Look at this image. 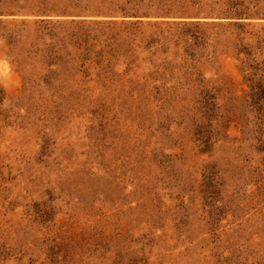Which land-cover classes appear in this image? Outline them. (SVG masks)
Instances as JSON below:
<instances>
[{
  "label": "rangeland",
  "instance_id": "1",
  "mask_svg": "<svg viewBox=\"0 0 264 264\" xmlns=\"http://www.w3.org/2000/svg\"><path fill=\"white\" fill-rule=\"evenodd\" d=\"M96 1L0 0L163 23L114 79L0 39V264H264V0Z\"/></svg>",
  "mask_w": 264,
  "mask_h": 264
},
{
  "label": "trees",
  "instance_id": "2",
  "mask_svg": "<svg viewBox=\"0 0 264 264\" xmlns=\"http://www.w3.org/2000/svg\"><path fill=\"white\" fill-rule=\"evenodd\" d=\"M111 4L109 1L98 0L93 10H96L99 6H109ZM112 5L114 7L116 6L114 3ZM48 12L50 15L43 16H52V11ZM5 15L7 17L17 16L16 14L10 13ZM54 15L64 18L56 20L40 19L39 17L42 15L20 14L22 18L19 20L15 18L3 20V15L0 14V39L14 47L18 45L25 53L31 54L39 51L40 55H44L40 56V58L46 59L45 57H47L49 58V62L54 60L59 62L63 61V58L56 53L58 49L66 52L70 46L79 48L81 47V42L88 43L89 47L92 45L90 49L94 50L87 55L89 56L88 58H82L81 62L89 61L90 63H88L90 65L102 71L104 77L108 76L114 79L118 72L109 63V60L112 58L110 52H114L117 47H121L126 53L133 51L134 47L139 46L137 42L142 43V39L150 45L151 35H155L158 27L163 25V23H143L135 15L128 16L136 18L137 20L135 22H126L125 20L128 17L124 15L107 12L101 13L100 11L92 10L89 11V15H85L86 18L89 16L88 19L80 18L77 21L75 19H68V17L73 16L71 14L61 13L60 15ZM27 16H35V18L29 19ZM144 16L146 17L147 15ZM91 17H101L102 20H99V18L92 19ZM234 19L240 20L237 23H245L241 20L247 18L236 14ZM235 23L229 25L233 26ZM165 24L167 26L173 25V23ZM239 25L241 24H237V26ZM92 29L95 30V33ZM82 46L85 47V45ZM47 52L53 54L46 55ZM51 64L54 65L55 63ZM128 72H130V69L127 67L121 73L117 74V76H128Z\"/></svg>",
  "mask_w": 264,
  "mask_h": 264
}]
</instances>
